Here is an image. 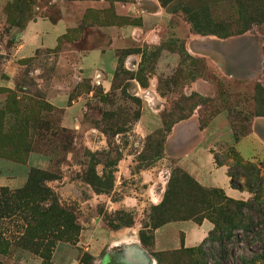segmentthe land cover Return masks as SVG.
Wrapping results in <instances>:
<instances>
[{"label":"rangeland","instance_id":"374dc122","mask_svg":"<svg viewBox=\"0 0 264 264\" xmlns=\"http://www.w3.org/2000/svg\"><path fill=\"white\" fill-rule=\"evenodd\" d=\"M77 1L0 0L3 136L8 146L23 142L27 156L43 157V168H33L48 173L43 184L78 226L76 241H57L46 262L2 244L0 264H156V253L185 247L186 224L196 223L174 219L154 228V207L168 188V202L187 206L188 179L216 187L188 172L202 171L207 153L248 192L238 199L264 202V161L244 159L234 148L252 121L264 118V0H157L166 13L159 30L135 31L116 45L107 25L139 24L136 11L119 16L112 0L94 8ZM62 14L71 25L44 45L36 22L55 23ZM189 20L229 34L197 32ZM97 57L100 66L88 59ZM16 125L20 137L10 130ZM254 127L264 137V125ZM26 161L0 156V186L21 187ZM248 182H259L256 194ZM163 225L156 248L154 230ZM0 226L7 239L18 234L12 221ZM227 247L250 256L260 243ZM181 258L187 257L164 256L162 264ZM200 260L216 264L211 255ZM226 261L238 264L235 256Z\"/></svg>","mask_w":264,"mask_h":264},{"label":"trees","instance_id":"16d2710c","mask_svg":"<svg viewBox=\"0 0 264 264\" xmlns=\"http://www.w3.org/2000/svg\"><path fill=\"white\" fill-rule=\"evenodd\" d=\"M159 1L164 4V1ZM243 13H247L244 8ZM189 22L197 32L209 31L219 37L229 34L228 32L219 33L213 29L200 30L191 20ZM259 99L264 101V92ZM4 110H0V119L4 116ZM2 126L3 121L0 120V156L14 162L24 163L29 149L22 145L23 142H15V139H11L10 146H8L2 133ZM10 130L14 136L20 137L18 133L20 126H13ZM227 175L230 187L241 190L242 186L233 182L230 174ZM47 177L48 173L44 170L30 167L21 187L9 189L6 186H0V223L6 219L9 222L12 221L18 233L10 234L8 236L10 238L7 239L0 226V245L20 246L39 256L43 262L49 260L57 241L73 244L76 241L78 230L73 215L59 207L52 192L43 184V181L48 179ZM87 182L92 184L90 178H87ZM188 184L190 203L182 207L176 199L168 202L169 188L166 189L163 199L154 207V210H158V214L154 211L150 217L151 225L155 228L174 219H191L199 224L202 219H207L212 224V228L196 246H180L169 252L156 253V264H162L164 256L179 258L182 254L187 258H181V264H202L204 262L200 259L204 260L209 255L215 257L216 264H227V257L233 258L234 256L238 264H264V202L257 200L256 195L246 200L233 199L226 196L221 188L203 187L189 179ZM259 185V182L256 185L248 182L245 187L256 194ZM177 213H181L180 216ZM177 215L179 217H175ZM139 237L144 244L141 233ZM253 241L259 242L260 247L258 250L247 248L250 256L243 253L245 250L243 247L236 255L232 249L227 247L228 244L235 245V243H243L247 246ZM170 264H175V262H170Z\"/></svg>","mask_w":264,"mask_h":264},{"label":"crops","instance_id":"0c3cea01","mask_svg":"<svg viewBox=\"0 0 264 264\" xmlns=\"http://www.w3.org/2000/svg\"><path fill=\"white\" fill-rule=\"evenodd\" d=\"M108 1V2H107ZM107 4L109 5V0H107ZM145 1L149 4V7L146 8L144 6ZM82 3L84 7L94 8L96 7L95 3L105 2L104 0H81L77 1ZM100 7V6H99ZM111 7L113 8V12L119 16H131L135 11L137 15L141 17V23L132 25V24H108L107 30L111 33L110 36V44L116 45L120 40H124L125 37L128 40H131V37H134L135 31H156L161 27V22L163 20V15L166 14L163 11V8L159 4L157 0H131L130 2H120L117 0H112ZM64 8V7H62ZM61 8V10H62ZM140 11V12H138ZM63 14H66L65 10H62ZM59 17L55 20V23H50L44 20H40L36 23L41 24V28L44 31V34L47 38V43L45 44H54L59 35H61L67 27L71 25V22L67 20L64 16ZM60 16V14H59ZM44 42V41H42ZM94 53V52H93ZM91 56V55H90ZM89 56V57H90ZM95 55H93L94 57ZM90 61L93 59L96 60L95 66H100L102 61L99 57L97 58H88ZM93 62V61H92ZM264 125V118H258L252 121L250 132L238 139L234 143L235 150L243 157L244 159L254 160L259 159L264 161V137L259 133L258 130L255 129L254 125L256 122ZM197 145H194L192 149H196ZM207 158L204 162V169L202 171H195L192 168L189 169V173L195 176V172L197 173L196 179L207 186H216L221 188L224 194L228 197L238 199L248 196V192L244 190H238L235 188H231L228 184V177L225 173L224 166H218L213 163L212 155L207 153ZM27 167H40L43 168L42 163L43 157H39L36 155L28 154L27 156ZM13 167V166H12ZM5 186V185H4ZM166 225V224H165ZM165 225L154 230V244L156 248H160L157 246V234L160 232V229ZM186 229L184 230V237L182 238V244L185 247L195 246L200 243V241L206 235V232L210 230L211 224L203 220L199 224H186ZM176 246V245H174Z\"/></svg>","mask_w":264,"mask_h":264}]
</instances>
